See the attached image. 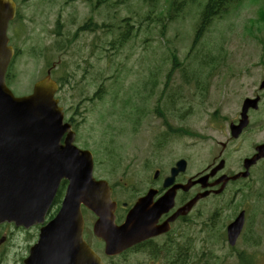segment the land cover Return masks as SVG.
<instances>
[{"label": "rangeland", "instance_id": "374dc122", "mask_svg": "<svg viewBox=\"0 0 264 264\" xmlns=\"http://www.w3.org/2000/svg\"><path fill=\"white\" fill-rule=\"evenodd\" d=\"M178 1L182 18L168 23L164 36L161 31L162 25L167 23V16L163 15L168 0H160L153 17L145 20L139 34L136 33L124 50H119L113 65L102 54L97 66L104 68V73L93 69L83 81L76 83V93L68 86L62 93L67 106L71 107L70 113L79 122L80 143L94 152L96 177L107 179L117 191H125L120 197L122 199L128 200L136 186L133 187V183L127 187L120 182L138 180L137 174H146V170L152 168L153 156L160 158L167 167L180 157L190 158L193 171L207 164L208 149L203 142L209 143L212 139L206 141L204 136L217 140L218 134L209 126V116L205 113L211 106H217L221 109L220 117L231 116L241 100L259 90L264 80V0H245L231 6L224 17L212 22L201 38L197 37L194 45L200 13L208 0ZM81 4V18L85 16L86 20L92 14V7L88 3ZM120 5L118 0H108L103 5L105 23H111L105 20L106 9L110 8H114L110 13L118 15L119 19L136 11L146 15V9L140 10L141 0H130L127 6ZM47 8V5L42 8L44 13ZM40 9H35L32 2L23 7L27 24L21 40L23 46H31L35 41L36 18H32ZM94 17L99 20L102 16L94 12ZM19 31H24L23 26ZM109 38L103 29V40L108 41ZM47 45L49 39L46 36L41 46ZM174 49L179 59L175 65L171 63ZM213 60L218 62L215 68L210 67ZM145 64L148 65L144 67ZM185 64L184 69L194 74L192 85L197 80L200 84L195 89L184 83L182 67ZM172 68L174 72L166 78L165 74ZM38 70L42 72L43 68L34 56L24 53L16 61L11 70L16 94L32 91L33 84L41 75ZM190 73H187L188 77ZM199 75L207 79L197 78ZM93 80L103 83L105 93L100 100L82 98V94H93L96 90L98 84L95 85ZM180 88L185 101L174 93ZM126 99L131 101L125 112ZM261 112L264 117V105ZM112 145L117 149L119 164L116 168L107 163ZM156 148L161 151H155ZM243 198L242 204L222 205L220 200L214 204L216 235L226 233L227 224L239 213L241 206L248 210L250 224L237 247L231 246L227 240L220 242V253L214 250L208 264H264V197L259 200L256 194L251 193ZM84 215L85 237L90 243L96 242L91 230L95 214L89 211ZM203 218L199 220V228L206 221L205 215ZM204 234H199L198 230V236L204 237ZM98 243L102 244L100 240ZM197 245L198 249H211L201 240H197ZM138 258L141 260L142 257Z\"/></svg>", "mask_w": 264, "mask_h": 264}, {"label": "flooded vegetation", "instance_id": "af4514ba", "mask_svg": "<svg viewBox=\"0 0 264 264\" xmlns=\"http://www.w3.org/2000/svg\"><path fill=\"white\" fill-rule=\"evenodd\" d=\"M14 1L17 12L9 25V37L10 42L13 41L15 44L20 40V27L26 22L23 7L32 0ZM41 5H47L45 13ZM81 5V0H37L35 9H41L35 11L32 18L33 20L36 18L35 30L42 31L44 38L47 36L49 39L47 49L50 51L45 54L39 53V55L49 58L55 69L61 63L68 64L71 70L69 69L66 76L69 79L78 77L85 79L93 69L101 73L97 66L99 57L94 46L88 45L79 34L80 31L85 33L88 29L87 23L80 25ZM13 47L16 56L17 48ZM101 88L102 84L99 83L93 95L98 96ZM256 96H260L262 106L258 110H249L250 123L237 137L233 136L231 125L239 123L240 106L231 116L219 120L215 119L217 117L215 115H208L209 126L217 132L218 139L221 138V140H215V137L211 138L209 135L204 136L206 141L212 139L209 143L203 142L204 147L208 149L207 164L193 171L191 159L180 157L178 160L186 159L187 162L185 167L180 168L174 175L173 169L178 160L167 167L163 165L160 158L153 156L152 168L146 170V174H137L138 180L127 179L120 182L127 187L135 183L133 187L135 185L136 188L131 191L128 200L120 198L125 191H117L112 186L113 199L117 202L116 223L118 225L126 221L131 208L140 198L145 199L149 214L158 212V204L163 199L165 205L162 213L151 224L154 231H162L135 243L121 253L105 255V248L103 244L98 243L97 239V242H94L97 252L106 264H208L215 254L214 250L220 253L219 243L228 241L229 224L237 218L240 211L245 212V223L241 234L247 229L250 217H248V210L241 206L239 213L227 224L226 233L221 232L216 238L213 223V220L215 221L214 204L218 200L222 205L242 204L245 201L243 197H248L251 193L256 194L259 200L264 197V117L261 112L264 105V93ZM59 99L63 101V94H59ZM77 145L87 148L79 141ZM155 151H161V149L156 148ZM258 153L262 154L261 157L247 167L246 160L254 158ZM236 175L239 176L235 178ZM204 176L208 178L200 180ZM67 185L66 180L61 181L41 221L28 227L9 221L0 224V264H25L31 248L39 241L42 227L52 221L59 212ZM220 189L221 192H218ZM200 195L203 196L200 197ZM189 204L191 206L187 209ZM204 215L206 221L201 223L202 226L199 228V220ZM151 219L153 218L148 219V223ZM198 230L199 234L205 233L204 237L198 236ZM239 239L241 240L240 236L237 243ZM197 240L203 241L205 246H211V249L205 250L202 247L198 249ZM138 257H142L141 260Z\"/></svg>", "mask_w": 264, "mask_h": 264}, {"label": "water", "instance_id": "95a60500", "mask_svg": "<svg viewBox=\"0 0 264 264\" xmlns=\"http://www.w3.org/2000/svg\"><path fill=\"white\" fill-rule=\"evenodd\" d=\"M14 14L13 1L0 0V223L13 221L30 226L41 221L49 200L61 180L66 179L68 186L62 206L56 217L41 229L29 262L104 264L84 238L82 206L96 214L94 234L104 240L106 254L115 255L162 231H154L151 224L162 213L165 200L158 204L157 213L149 214L145 199L140 198L125 223H116L117 204L112 199V187L107 180L94 177L92 152L75 145L76 132L64 121L63 108L54 97L57 83L47 77L34 85L32 94L21 97L15 96L6 84V72L14 53L8 44L7 30ZM258 100L244 101L241 122L232 126L234 135L247 125V111L250 107L258 108ZM261 155L247 159L246 166ZM185 165V160L178 161L174 175ZM243 219L240 215L229 225L231 244H235L242 230Z\"/></svg>", "mask_w": 264, "mask_h": 264}, {"label": "trees", "instance_id": "16d2710c", "mask_svg": "<svg viewBox=\"0 0 264 264\" xmlns=\"http://www.w3.org/2000/svg\"><path fill=\"white\" fill-rule=\"evenodd\" d=\"M104 3L108 0H102ZM244 0H208L207 4L205 5L203 11L200 13L198 25L196 28V35L194 42L196 41L197 37L205 31L208 30L209 26L211 25L212 21L215 19V17H218L224 13V11L227 9V6L230 5L233 2H240ZM101 2V1H99ZM146 2L149 4L150 9L148 12V15L144 18H152L154 13L157 10V3L159 0H146ZM180 6L178 0H168V6L165 9V14L163 17L167 16V23L162 25V31L161 35H165V30L167 29V24L171 23V21H174L178 19L180 14ZM126 21V20H125ZM143 22L140 21L138 24L141 25ZM88 23L86 24V26ZM133 26L130 25V23L127 21L125 23V31L120 32L118 35L117 40H113L110 43V47L108 48L107 54L108 59H112L114 55H118L120 52L117 51L119 48H123L129 41L133 40L130 36H134L135 32L130 33ZM104 70V69H103ZM116 148L115 146H111L110 151L108 152V165L116 168V166L119 164L118 157L116 156Z\"/></svg>", "mask_w": 264, "mask_h": 264}]
</instances>
